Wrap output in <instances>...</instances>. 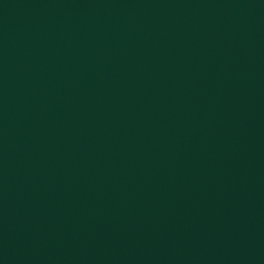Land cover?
Listing matches in <instances>:
<instances>
[{
    "label": "water",
    "instance_id": "obj_1",
    "mask_svg": "<svg viewBox=\"0 0 264 264\" xmlns=\"http://www.w3.org/2000/svg\"><path fill=\"white\" fill-rule=\"evenodd\" d=\"M0 264H264V0H0Z\"/></svg>",
    "mask_w": 264,
    "mask_h": 264
}]
</instances>
